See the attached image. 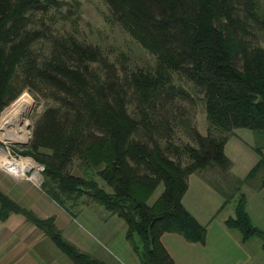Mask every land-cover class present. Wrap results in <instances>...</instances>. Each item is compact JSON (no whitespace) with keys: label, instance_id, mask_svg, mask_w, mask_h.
<instances>
[{"label":"trees","instance_id":"1","mask_svg":"<svg viewBox=\"0 0 264 264\" xmlns=\"http://www.w3.org/2000/svg\"><path fill=\"white\" fill-rule=\"evenodd\" d=\"M104 1L109 19L155 56L154 66L124 69L99 45L56 35L45 23L37 27L35 13H49L61 0H0V115L25 89L39 92L46 105L29 145L11 148L44 166L43 191L62 207L88 194L124 219L142 264H177L162 242L164 233L198 243L207 236V227L183 203L190 176L215 164L230 169L225 146L236 128L264 140V45L249 37L253 22L264 31V9L261 0ZM186 68L205 90L209 131L194 130L198 145L180 147L172 140L171 117L179 99L190 95L179 83ZM135 100L138 116L130 110ZM263 148L264 142L256 145L260 159L238 179V192L264 168ZM226 196L225 203L233 194ZM246 207L242 192L236 215L225 223L244 240L261 237L264 248V232ZM12 213L24 215L77 264H106L64 237L54 217L37 216L0 188V221Z\"/></svg>","mask_w":264,"mask_h":264},{"label":"rangeland","instance_id":"2","mask_svg":"<svg viewBox=\"0 0 264 264\" xmlns=\"http://www.w3.org/2000/svg\"><path fill=\"white\" fill-rule=\"evenodd\" d=\"M61 1H63L62 5L52 8L49 13H35L33 20L37 21L35 23L37 27L47 24L49 27L52 26L54 28L53 33L56 35L74 34L87 43L99 45L111 61H114L124 69L125 67L131 70L151 69L154 66L156 62L155 56L148 52L117 22L113 23L109 19L111 11L104 0ZM261 3L264 9V0H261ZM253 23H255V27L252 29L254 36L249 35V37L254 42L264 45V31L258 27L256 22ZM188 72L189 68L183 71L179 83L189 91L190 95L179 99L180 107L176 110L177 115L173 119L171 117V124L174 128L171 134L172 140L180 147L185 143L198 145L194 130L199 131L203 135H206L209 131L205 90L193 80H190ZM18 102H21L23 108H26L27 110H25L29 113L27 126L23 127L25 132H23L19 141L28 142L29 139L30 141L32 139L34 125L40 118L46 101L43 97L41 98L39 92L31 93L28 89H25L16 100L1 112L0 120ZM130 110L138 116V101L135 100L130 104ZM161 115L163 117V113ZM8 128L9 126L3 128L0 125V160L1 157H4L12 161L23 159L25 162H33L35 166L25 174L31 177L37 171L39 178V173H42L44 166L29 155H19L12 151L11 146H23V144L6 139L9 137L8 132L12 133L14 130L13 126ZM257 133L248 128L235 129L225 147V152L232 161L230 169L225 171L221 165L215 164L213 167L190 176L189 189L183 197V203L185 207L200 208L203 211L202 214L206 218L208 216V221L206 220L207 222L204 224L209 222V228L218 229L221 227V221L224 218L235 216L240 193L246 192L249 188L257 187L262 183L264 168L249 182L243 184L240 192L237 191L238 177L249 174L258 157L255 147L257 144L262 145L264 142L263 137ZM0 168L11 171L2 166L1 163ZM74 172L81 174V170L78 167L74 168ZM15 176L20 177L18 174ZM101 185L107 190H111L104 182H101ZM214 185L219 188H215ZM163 189L164 186L162 184L159 185L150 198V203H153L158 198ZM219 189L224 190V193ZM225 193L229 196L233 194L226 203L225 200L228 196ZM215 207L223 208L213 215L212 212ZM64 208L72 214L73 227L76 228L74 236H70V233L66 231V237L72 240H78L76 238L83 237L79 240L88 241V244L91 245V253L106 264H142L138 253L134 249L133 241L126 236L127 225L124 219L113 214L103 204L94 200L88 194H83L76 198L75 201H66ZM232 230L234 235L242 237L238 229ZM250 241L249 243L246 242V248L244 246L238 248L234 244L229 247L228 251H231V253H243V251L247 250L256 254L264 253L260 247L263 241L259 236L252 237ZM135 242L138 245L141 244L137 235L135 236ZM109 251L111 252L109 253ZM262 261L264 262V260Z\"/></svg>","mask_w":264,"mask_h":264},{"label":"crops","instance_id":"3","mask_svg":"<svg viewBox=\"0 0 264 264\" xmlns=\"http://www.w3.org/2000/svg\"><path fill=\"white\" fill-rule=\"evenodd\" d=\"M257 154L256 163L260 159L259 153ZM246 176L247 174L238 177V179H243ZM0 188L37 216L41 218L54 217L57 227L64 236L66 231L70 233V236L76 234L72 214L49 197L35 180L15 176L11 172L0 168ZM244 193L247 196L246 208L252 223L264 232V186L259 185L249 188ZM186 208L201 224L207 227V236L205 243H198L190 242L178 233H164L162 242L177 264H264L262 261L264 260V253L256 254L247 250L243 253L228 251L231 245L235 244L238 248L243 246L246 248V242H251V238L250 240H244L243 237L234 235L232 228H229L225 223L229 217L221 221V227L213 229V227L209 228V222L204 224L208 221V216L206 218L200 208ZM222 208H213L212 214L214 215ZM66 238L80 250L95 257L91 253V245L88 244V241L79 240L83 237L76 238L78 240ZM260 247L264 252L263 243ZM0 264L77 263L59 249L44 231L31 223L24 215L12 213L7 219L0 221Z\"/></svg>","mask_w":264,"mask_h":264},{"label":"bare ground","instance_id":"4","mask_svg":"<svg viewBox=\"0 0 264 264\" xmlns=\"http://www.w3.org/2000/svg\"><path fill=\"white\" fill-rule=\"evenodd\" d=\"M25 109L21 105V102L20 103L18 102L17 104H15V106L11 107L2 116V119L0 120V125L3 126V128L5 127L7 128V126H9V128L10 126L14 127L12 133L8 132L9 137L6 138L7 140H13V141L21 140L22 134L23 132H25L23 127L27 126V117L29 115V113L26 111L27 109L26 110ZM1 165L18 175H25L27 171H30L35 166L33 162H25L23 159L19 161L18 160L12 161L4 157H1ZM32 177L38 178L37 171L33 173Z\"/></svg>","mask_w":264,"mask_h":264},{"label":"built area","instance_id":"5","mask_svg":"<svg viewBox=\"0 0 264 264\" xmlns=\"http://www.w3.org/2000/svg\"><path fill=\"white\" fill-rule=\"evenodd\" d=\"M13 151V150H12ZM14 152V151H13ZM13 157V156H12ZM0 163H1V160H0ZM9 172H11L12 174H15L14 172H12V171H9ZM16 175V174H15ZM39 175H40V173H39ZM20 177H26V178H30V179H33V180H35L38 184L40 183V176H39V178H34V177H29L27 174H25V175H23V176H21V175H19Z\"/></svg>","mask_w":264,"mask_h":264},{"label":"water","instance_id":"6","mask_svg":"<svg viewBox=\"0 0 264 264\" xmlns=\"http://www.w3.org/2000/svg\"><path fill=\"white\" fill-rule=\"evenodd\" d=\"M15 143H20V144H23V146H27L30 143V139H29L28 142L16 141ZM42 181H43V175H42V173H40V183H39V185L42 184Z\"/></svg>","mask_w":264,"mask_h":264}]
</instances>
